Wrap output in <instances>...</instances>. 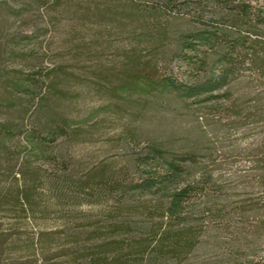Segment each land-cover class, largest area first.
<instances>
[{
  "label": "rangeland",
  "instance_id": "obj_1",
  "mask_svg": "<svg viewBox=\"0 0 264 264\" xmlns=\"http://www.w3.org/2000/svg\"><path fill=\"white\" fill-rule=\"evenodd\" d=\"M42 97L80 124L68 141L43 140L45 112L29 141ZM88 174L90 189L117 178L182 264H264V0H0L7 254L34 242L39 264H61L66 228L107 208L78 185Z\"/></svg>",
  "mask_w": 264,
  "mask_h": 264
},
{
  "label": "trees",
  "instance_id": "obj_2",
  "mask_svg": "<svg viewBox=\"0 0 264 264\" xmlns=\"http://www.w3.org/2000/svg\"><path fill=\"white\" fill-rule=\"evenodd\" d=\"M35 81L38 83L43 80L37 78ZM24 85L27 88L22 87L20 84H17V87L30 90L26 84ZM31 92L39 93L38 90H32ZM37 100L38 102L31 110L33 115L37 116L39 113L45 112V119L50 122L46 127L48 133L43 137L45 138L43 140H46L47 143L58 137L68 139L67 135L71 132V128L80 124L70 126L67 130L65 120L50 113V111H46L48 110L46 97L37 98ZM36 116L32 120L35 125L29 132L30 137L28 139L31 142L35 138H39V131H41ZM46 150L45 146L38 150L39 156L41 157L42 153L43 156L49 154L52 157V152ZM80 179L82 182L78 183L79 186L87 184L86 187L80 186L81 189L84 187L82 191H88L89 194H92L94 190L97 191L102 199H105L107 208L103 211L100 209L94 217L89 219L77 218L75 219L77 222L71 223L66 228L65 233L69 238V242L63 250L65 257L61 264H182L180 258L181 248L175 237L170 234H162L160 229H149L142 224L135 216L137 214H134V209L125 203L123 198L124 188L119 180H116L117 178L106 183L104 188L96 186L93 189H90L92 179L89 174ZM65 181L67 185L65 192L69 195L68 190L75 188L72 185H75L77 179L68 172ZM71 194L76 196V192L71 191ZM23 195L29 201L28 196L24 193ZM20 196V202L25 206V199H22V194ZM74 213L71 214L73 217ZM6 235L0 233V264H39L40 251L36 243L32 242L28 250L19 253L10 251L11 254H7L1 243V237ZM6 238L8 240V237ZM22 254L24 255L23 258L21 257ZM48 260L46 256V261ZM46 264H49V262Z\"/></svg>",
  "mask_w": 264,
  "mask_h": 264
},
{
  "label": "crops",
  "instance_id": "obj_3",
  "mask_svg": "<svg viewBox=\"0 0 264 264\" xmlns=\"http://www.w3.org/2000/svg\"><path fill=\"white\" fill-rule=\"evenodd\" d=\"M98 83L97 84H99V85H101V86H104V84H105V81L104 80H100V81H97ZM106 88V87H105ZM112 102L111 101H109V102H107V103H104V104H102L100 107H98L97 109H100V108H102V107H108L110 104H111ZM111 111V110H110ZM105 114H108V112H106ZM104 114V115H105ZM103 115V116H104ZM102 117V116H101ZM100 118V117H99ZM95 119H96V117H95ZM63 138V137H62ZM67 141H68V139H67ZM68 144V143H67Z\"/></svg>",
  "mask_w": 264,
  "mask_h": 264
}]
</instances>
